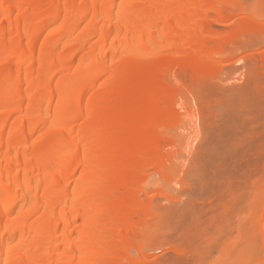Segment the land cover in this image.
<instances>
[{"label": "bare ground", "instance_id": "obj_1", "mask_svg": "<svg viewBox=\"0 0 264 264\" xmlns=\"http://www.w3.org/2000/svg\"><path fill=\"white\" fill-rule=\"evenodd\" d=\"M228 9L237 5L0 0V264L126 263L146 226L147 167L165 175L166 159L191 161L203 139L187 108L173 145L188 155L164 151L179 103L165 73L215 74L206 50L221 54L241 28L227 46L213 42L209 14L223 23ZM152 63L161 77L141 86L136 65ZM139 254L129 264H144Z\"/></svg>", "mask_w": 264, "mask_h": 264}, {"label": "rangeland", "instance_id": "obj_2", "mask_svg": "<svg viewBox=\"0 0 264 264\" xmlns=\"http://www.w3.org/2000/svg\"><path fill=\"white\" fill-rule=\"evenodd\" d=\"M220 1L236 4L237 9H228L229 19L223 23L209 14L216 31L213 42L226 45L231 33L241 29L239 39L226 45V51L206 50L207 57L217 63L215 74L205 79L178 68L165 73L166 82L179 92L180 104L166 122L171 130L165 125L170 133L166 131L164 151L183 148L181 157L187 154L186 147L174 145L181 141L175 135L181 133L179 127L189 121L188 109L200 117L203 139L196 144L191 161L189 156L180 162L166 159L169 177L153 165L147 167L142 200L151 207L138 247L130 250L125 264L139 260V251L144 264H264L260 233L264 223H260L264 215V193L260 192H264V0ZM251 19L258 21L249 23ZM171 60L168 57V63ZM142 65H136L134 73L141 86L161 77L157 63Z\"/></svg>", "mask_w": 264, "mask_h": 264}]
</instances>
